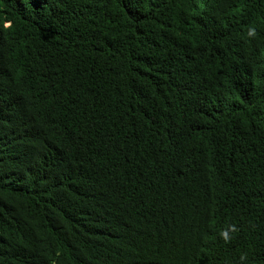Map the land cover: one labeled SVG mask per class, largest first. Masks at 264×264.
I'll return each instance as SVG.
<instances>
[{
    "label": "trees",
    "instance_id": "trees-1",
    "mask_svg": "<svg viewBox=\"0 0 264 264\" xmlns=\"http://www.w3.org/2000/svg\"><path fill=\"white\" fill-rule=\"evenodd\" d=\"M0 264H264V0H0Z\"/></svg>",
    "mask_w": 264,
    "mask_h": 264
},
{
    "label": "clouds",
    "instance_id": "clouds-1",
    "mask_svg": "<svg viewBox=\"0 0 264 264\" xmlns=\"http://www.w3.org/2000/svg\"><path fill=\"white\" fill-rule=\"evenodd\" d=\"M248 35L254 37L256 35V30L254 28L248 29ZM239 227L235 224H227L219 232L220 238L223 239L225 244L231 243L234 238V234L239 231ZM247 259L245 254H242L240 260L243 262Z\"/></svg>",
    "mask_w": 264,
    "mask_h": 264
}]
</instances>
